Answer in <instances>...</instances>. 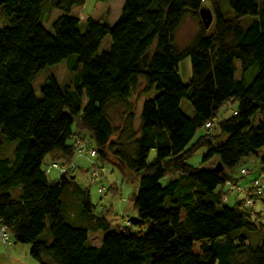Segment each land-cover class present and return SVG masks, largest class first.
<instances>
[{"label":"trees","instance_id":"16d2710c","mask_svg":"<svg viewBox=\"0 0 264 264\" xmlns=\"http://www.w3.org/2000/svg\"><path fill=\"white\" fill-rule=\"evenodd\" d=\"M219 1L123 0L113 24L88 17L81 31L71 12L85 0H50V10L60 11L50 31L42 24L46 0H0L8 21L0 29V229L30 244L39 264H264V207L254 212L255 203L246 208L240 199L232 206L222 201L226 182L246 177L244 159L263 150L264 163V0H226L233 17L220 12ZM206 3L214 12L213 30L207 34L203 26L178 50L176 29L187 13L198 18ZM246 15L255 19L243 28L239 18ZM107 35L110 44L99 51ZM187 57L191 77L184 83L178 64ZM70 58L81 65L74 85L61 88L49 77L36 98L34 75ZM235 60L242 73L258 68L252 82L235 78ZM140 77L159 93L143 102L136 132L132 113L126 118L130 154L120 142L125 129L113 126L107 103H125ZM77 136L123 179L138 180L132 194L138 223L110 222L89 190L75 184L73 170L48 177L45 158L58 152L65 163L53 160L69 163ZM2 138L18 141L10 160L1 157ZM201 148L207 149L204 159L215 158L210 169L187 162ZM151 149L156 153L149 162ZM72 187L79 193L70 199L79 214L75 222L66 219L62 202ZM252 187L248 196L257 201L262 192ZM131 224L146 230L132 232ZM98 230L101 244H88V234ZM241 230L260 231V242L251 245Z\"/></svg>","mask_w":264,"mask_h":264},{"label":"rangeland","instance_id":"374dc122","mask_svg":"<svg viewBox=\"0 0 264 264\" xmlns=\"http://www.w3.org/2000/svg\"><path fill=\"white\" fill-rule=\"evenodd\" d=\"M49 1L46 0L42 6V24L45 28L51 31V23L52 21L60 14V11H56L55 9L50 10L49 7ZM122 0H109V1H100V0H85V3L81 6H77L73 9L71 12L72 15L77 16L79 19L78 22V28L83 31L86 27V19L88 17H92L95 21H105L108 24L115 21L116 17L118 16ZM205 7H208L212 14H214L212 7L206 3L203 5ZM220 12L226 16V17H233L234 13L232 8L229 6L226 0H220L218 4ZM45 12V13H44ZM56 14H58L56 16ZM255 18L251 15L242 16L239 18L240 24L243 28H246ZM8 24L7 17L5 15L4 9L2 6H0V29ZM214 15L211 24L206 29V33L208 34L211 32L214 28ZM203 27V23L200 19V16L197 18V16L192 15L190 13H187L184 18L182 19L181 23L179 24L178 28L175 31L174 34V41L175 46L178 50H183L188 45L191 44L193 38L200 32L201 28ZM110 44V37L107 35L100 43L99 51L105 50L108 48ZM235 65L237 66V71L235 72V78L240 80L243 79L245 83L249 84L252 82L253 78L258 72L257 67H253L250 70H248L245 73H242L240 69V64L237 60H235ZM81 70V65L76 64L74 62L73 58L70 59H64L61 62L53 65L46 66L45 68L38 71L31 83L32 88L34 91V94L36 98L41 97L40 88L45 83V81L49 77H53L57 84L63 88L65 86H73L75 80L78 78V74ZM178 74L181 78V80L186 83L190 77H191V65L189 58H185L181 60L178 64ZM139 83L137 85V88L135 90L131 91L130 96L126 100L125 103L118 102L116 99H112L108 101L107 103V113L108 116L113 124V126L117 129H125V132L120 139V142L122 141L125 146L124 149L127 151V153H132L133 145L131 141L130 131L127 128V117L129 113H132V129L134 132L138 130L139 123H140V112L142 108V104L145 100L155 97L159 90L153 86L150 89H146V85L142 77L139 78ZM86 98L85 96L82 97V103L85 104ZM231 108H236V102L231 104ZM231 109H226L225 114H230ZM203 130L197 131L194 139L198 137ZM83 135L86 137L85 133ZM117 137L116 135L113 136V139L115 140ZM80 139V140H79ZM226 139V136H223L219 143L224 141ZM79 140L81 142H85L86 147H91L88 144V140L85 138H82L81 136L75 137L73 144L75 146V142ZM17 140H7L2 138V150H1V157L6 159H12L13 156V150L15 146L17 145ZM76 149V147H75ZM87 149V148H85ZM97 152V151H96ZM207 149L201 148L196 153L192 154L187 162L192 165L199 167L201 169H210L212 167V163H214V159L206 160L204 159V155L206 154ZM156 151L154 149H151L148 155L147 161H151L155 157ZM263 150L257 152L256 156L248 157L244 159L241 162L242 167H244L246 170H248V173L246 177L240 180V185H244L246 183H250L251 179L257 175V173L264 169V163L260 161V157L262 156ZM109 154V153H108ZM97 156V153H96ZM73 158L76 161V165L73 163H68L65 167H68L70 164L74 165L73 169H67L69 170H75V184H77L81 189H88L89 190V197L90 201L94 203L99 210H101L104 214H106V217L108 220L111 218V220L114 223H119L120 226L124 227L127 226L126 224L128 218L134 216L135 212L133 209V203H132V194L134 191L137 190L138 180H132L127 181L125 178H122V175L118 172L116 168L113 166H109L107 163H103V161H98V157L88 158L83 153H77L75 152V155ZM96 160V164L92 166V161ZM114 157L109 154V161L108 162H114ZM97 161L100 166H97ZM50 160L47 156L43 162V168L48 169L50 167ZM57 164L59 166L58 162L52 163ZM56 168V167H55ZM57 169V168H56ZM96 172L97 175L96 181L97 182H90L89 180V174L90 170ZM59 171V169H57ZM65 172V171H64ZM238 172V171H237ZM59 173H63L59 171ZM264 174V171L261 172L262 176ZM48 177L53 180L55 176L57 175V171L50 168L48 172ZM92 175V174H91ZM108 175V178L105 176ZM237 175L240 176L239 173ZM135 179V178H134ZM161 183L166 182V178H162L160 180ZM111 184V185H110ZM103 185V193H99L97 191V188L99 186ZM110 185V190L107 189V187ZM20 190L19 187H16L12 190L13 195H15ZM223 190L225 188L223 187ZM226 191V190H225ZM75 194V195H74ZM79 193L77 191L75 192L74 187L65 190L62 202H63V208H65L66 211V219L75 222V220L79 217V214L77 211L75 212L72 210V205L70 202L71 200H74L75 197H77ZM228 196V202L226 205L232 206L235 199H240L242 197V194L235 195L230 190H227ZM264 207V189L261 193V197L259 200L255 201V206L253 211L259 212L262 211ZM67 214H73L75 217H69ZM109 220V221H110ZM110 221V222H111ZM47 224V223H46ZM48 225V224H47ZM129 226V225H128ZM130 230L132 232H137L138 230H141L144 232L146 230V225L137 226V225H130ZM47 231V230H46ZM241 233L245 234L247 236V242L251 245H256L260 242L262 233L260 231L255 232H247V231H240ZM104 233L101 230H98L96 232H90L88 234V244L99 246L101 244V239L103 237ZM9 244H13L9 247L7 245H3L2 241L0 239V254L6 258L0 259V264H6L8 261H11L12 264H39L37 260H35L30 255V248L31 245L28 243H19L14 242L11 237H9ZM8 259V261H7Z\"/></svg>","mask_w":264,"mask_h":264},{"label":"built area","instance_id":"2783aa9c","mask_svg":"<svg viewBox=\"0 0 264 264\" xmlns=\"http://www.w3.org/2000/svg\"><path fill=\"white\" fill-rule=\"evenodd\" d=\"M209 124L207 123L206 126H208ZM80 140V139H79ZM77 140L75 142V147H76V152L79 154H85L86 157L88 158H93V157H96V150L95 148L93 147H86V144L85 142H81ZM87 148V149H85ZM96 164V160L92 161V166H94ZM57 169H59V171L61 172H64L66 171L67 169H73L74 168V165L73 164H70L68 167H65V166H62V165H59L57 166V164H54ZM97 166H100L98 161H97ZM242 172H244V170H242ZM92 174V175H91ZM89 180L90 182H97L99 181V179L96 181V177L95 175L96 172L92 171V169L90 170V174H89ZM263 179H264V174H263ZM226 185L228 187V189L233 192V193H237V194H242V197L240 198V201L242 203V205L246 208H251L253 207L255 201L253 199H251L249 196H248V189L249 188H244V187H241L240 185H238L237 183H233L231 180H228L226 182ZM104 187H100L98 188V191L99 192H102ZM264 189V183L263 185L261 186H253L252 187V191H254V193L256 194H260ZM222 201L223 202H226L227 201V196L225 195L223 198H222ZM129 220H127L128 222ZM0 239L2 241V244H6L8 242V236L6 235V233L4 232L3 228L0 229Z\"/></svg>","mask_w":264,"mask_h":264},{"label":"crops","instance_id":"0c3cea01","mask_svg":"<svg viewBox=\"0 0 264 264\" xmlns=\"http://www.w3.org/2000/svg\"><path fill=\"white\" fill-rule=\"evenodd\" d=\"M123 1V0H122ZM122 4H123V2H122ZM82 6V5H81ZM75 7H77V6H75ZM75 7H73V9L75 8ZM121 7H122V5H121ZM73 9H72V11H73ZM57 11V10H56ZM58 12V11H57ZM59 13V12H58ZM58 14H56V16H57ZM119 15V14H118ZM77 17V16H76ZM118 17V16H117ZM117 17H116V19H117ZM92 18V17H91ZM116 19H115V21H116ZM115 21H113L112 23H110V24H113ZM73 129V131H74V128H72ZM54 156L56 157V158H59V162L61 161V162H64V161H62L63 160V158L61 157V155H60V153H58V152H56V153H54V154H52V155H49L48 157H49V160H50V167L48 168V169H46V171H47V173L49 172V170H50V168H52V169H54V170H56L57 171V175L55 176V178L54 179H56L58 176H59V171L52 165V163H54L55 161H57V160H53L54 159ZM65 163V162H64ZM69 163H73L74 165H76L77 167H78V165L76 164V161H75V159L74 158H71L70 159V162ZM68 164V163H67ZM66 164V165H67ZM65 165V166H66ZM77 169L75 168V170L74 171H76ZM74 171H73V174H74ZM263 176V175H262ZM74 178H75V174H74V176H73ZM53 179V180H54ZM263 183H264V179H263V177H261V178H259L258 180H253V181H251L250 183H246L244 186H251V185H253V186H261V185H263ZM238 184H240V182H238ZM225 190H229L228 189V187L227 188H225ZM235 195H237V193H234ZM234 199H235V196H234ZM227 202H228V200H227ZM1 242V241H0ZM10 242L8 241L5 245H7V247H9V246H11V245H13L12 243L11 244H9ZM1 258H6V257H4V256H2L1 254H0V259ZM7 261H8V259H7ZM6 264H12V262L11 261H8Z\"/></svg>","mask_w":264,"mask_h":264},{"label":"water","instance_id":"95a60500","mask_svg":"<svg viewBox=\"0 0 264 264\" xmlns=\"http://www.w3.org/2000/svg\"><path fill=\"white\" fill-rule=\"evenodd\" d=\"M198 13H199L200 19L203 23V26L205 28H208L212 22V19H213V14H212L211 10L208 7L202 6L199 9ZM218 164L219 163H217V165ZM214 170H218V169L215 167ZM130 221L132 224H136L139 222V218L136 216H132V217H130Z\"/></svg>","mask_w":264,"mask_h":264}]
</instances>
